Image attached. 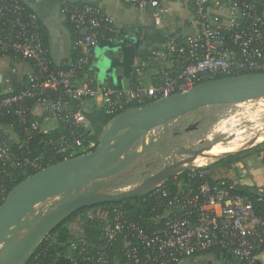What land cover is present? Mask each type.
<instances>
[{
	"label": "built area",
	"instance_id": "1",
	"mask_svg": "<svg viewBox=\"0 0 264 264\" xmlns=\"http://www.w3.org/2000/svg\"><path fill=\"white\" fill-rule=\"evenodd\" d=\"M122 1L151 11L156 25L163 24V0ZM26 3L0 0V57L20 56L31 63L25 89L0 94L2 201L9 193V183L21 175L61 162L60 158L87 154L98 146L96 140L88 138L93 132L84 105L91 100L109 114H120L208 79L264 73V0H191L197 32H169L165 49L155 57L164 65L157 79L150 85L140 82L130 88L99 85L94 78L84 80L95 46L106 34L116 32L99 4L62 7V14L78 31L72 48L79 52L78 58L62 68L51 61L39 14ZM131 104L139 106L128 108ZM39 108H43L42 113ZM53 121L56 127L49 125ZM148 133L147 141L158 139L155 129ZM41 135L48 137L36 144L42 145V151L32 144L30 154H25L29 143ZM184 172L187 175L182 177ZM184 172L142 196L143 201L154 202L155 226L145 227L117 207L102 228L98 247L81 238L70 241L71 249H79L83 264H108L104 250L122 234L126 264H178L214 251L227 254L221 264H256V252L263 244L264 214L257 213L251 197L233 193V184L224 180L211 181L205 167L193 166ZM256 194L261 199L264 187H257ZM58 199L49 198L36 208L46 211ZM90 246L97 249L95 254Z\"/></svg>",
	"mask_w": 264,
	"mask_h": 264
},
{
	"label": "water",
	"instance_id": "2",
	"mask_svg": "<svg viewBox=\"0 0 264 264\" xmlns=\"http://www.w3.org/2000/svg\"><path fill=\"white\" fill-rule=\"evenodd\" d=\"M263 96L264 73H242L208 79L184 92L116 115L92 152L47 166L9 191L0 205V264H25L35 248L79 209L145 196L162 182L192 168L197 158L214 157L207 151L234 137L232 134L196 149L178 148L173 151V162L147 181L116 193L104 192L114 185L107 178L158 150L160 140H146L151 129L204 106L239 104ZM176 155L187 157L178 160ZM53 197L59 199L46 211L36 208Z\"/></svg>",
	"mask_w": 264,
	"mask_h": 264
},
{
	"label": "crops",
	"instance_id": "3",
	"mask_svg": "<svg viewBox=\"0 0 264 264\" xmlns=\"http://www.w3.org/2000/svg\"><path fill=\"white\" fill-rule=\"evenodd\" d=\"M40 17L42 27L47 30L46 42L50 55L57 64L67 61L72 52L73 38L68 21L62 14L65 0H24ZM96 1L113 22L115 34L102 37L94 48V55L85 72V79H95L99 85L130 88L138 83L150 85L164 68L155 61L158 53L165 49V39L169 32L194 34L198 30L191 10V0H163V24L157 26L151 11L124 3L122 0ZM145 63V65H143ZM31 65L26 60H13L10 56L0 57V94L19 88L25 81ZM97 106L96 100L84 105L90 112ZM43 108H39L42 113ZM56 127V123L50 122ZM229 177L235 183L249 187H264V163L259 154L250 155L236 164ZM77 228V227H76ZM73 228V229H76ZM95 236L99 232L93 233ZM59 243L68 245L70 241L56 237ZM71 248V247H70ZM224 251H214L185 258L178 264H221ZM259 264H264L263 249L259 252ZM57 264H74L70 255L59 256Z\"/></svg>",
	"mask_w": 264,
	"mask_h": 264
},
{
	"label": "trees",
	"instance_id": "4",
	"mask_svg": "<svg viewBox=\"0 0 264 264\" xmlns=\"http://www.w3.org/2000/svg\"><path fill=\"white\" fill-rule=\"evenodd\" d=\"M24 1V0H23ZM26 2V1H25ZM87 2H92L98 4L96 1L91 0H65L63 1L62 7L65 5H83ZM29 8L32 7L26 3ZM68 21V20H67ZM69 28L72 33L73 42L78 37V31L74 24L68 21ZM41 30L44 38H47V30L46 28L42 27ZM114 34H106L105 37L113 36ZM47 40V39H46ZM79 56V52L76 49L72 48L71 56L67 61H62L61 63L57 64L53 61L51 57V61L54 65H59L62 68H67V64L70 59H76ZM13 60L23 61L20 56H12ZM27 61V60H26ZM29 62V61H28ZM30 63V62H29ZM31 65V63H30ZM222 77V76H219ZM28 78L26 76L24 83L15 90H24L27 83ZM148 103V102H147ZM29 104H32V101H29ZM145 105V104H144ZM137 104H131L128 108L137 107ZM71 104L69 105V108ZM86 116L88 117L90 124H91V136L88 138L94 139L99 144L100 138L102 136L103 131L107 128V126L111 123L113 118L118 115L119 113L109 114L103 108L94 107L92 111L85 112ZM16 128L20 129V126L16 124ZM61 130V129H60ZM60 130H55L60 131ZM47 139V135H41L36 137L32 143H29L27 149H25V154H30L32 144L38 151H42V145L36 146L37 142L40 139ZM259 154L262 157V161L264 163V140L256 144L255 146L238 151L232 155H228L226 157L221 158L220 160L205 166L206 169L210 170L211 173V181L213 182H222L223 180L226 181L228 184H233V193H240V194H247L251 197L254 202L256 211L258 214H264V195L260 199L259 196L256 194L257 187H249L245 185H241L232 181L229 177V173L235 171L236 164L241 162L244 158ZM63 159L60 158L58 161H62ZM17 175L19 172H14ZM37 172L30 171L27 174L21 175V178H18L12 183H9V191L19 182L23 181L24 179L28 178L29 176L35 174ZM187 172L181 174V176L185 177ZM172 181V178L167 180L169 184ZM142 197H136L132 199H125L121 202H114V203H102L98 205H92L88 207H84L76 211L72 214L63 224L57 227L53 232H51L33 251V253L28 257L25 264H57V259L59 256H67L70 255V258L74 264H83L82 257L83 254L78 250L71 249L68 245H64L59 243L56 237L64 238L68 241L78 242L81 238H85L90 245L97 246L101 241V231L102 228L106 225L107 221L112 217L114 214L115 208L122 207L128 215L133 217L134 219L139 220L145 227H152L155 226V212H152V208L154 206L153 201H143ZM3 203L0 200V205ZM77 227V228H76ZM76 228V229H73ZM99 232L97 236H95L94 232ZM264 237V235H263ZM263 249V244L261 248L256 252V257L258 256L259 252ZM90 252H96L93 247H89ZM126 250V239L123 237L122 234H119L116 239L111 243L109 247L104 250V253L108 257V264H126L127 258L125 254ZM89 256H96L89 253ZM245 262L243 261L242 264ZM227 264V263H224ZM256 264H259L258 258Z\"/></svg>",
	"mask_w": 264,
	"mask_h": 264
},
{
	"label": "rangeland",
	"instance_id": "5",
	"mask_svg": "<svg viewBox=\"0 0 264 264\" xmlns=\"http://www.w3.org/2000/svg\"><path fill=\"white\" fill-rule=\"evenodd\" d=\"M193 126V128H191ZM176 127L179 134L176 136L177 146L185 148H200L215 140L236 134L226 147H238L229 152H217L214 157L207 158L202 164H194L195 167H205L226 157L229 153L251 148L258 144L257 138L264 134V96L239 104H212L201 107L182 115L168 124L155 128V131H171ZM196 127V128H194ZM158 129V130H157ZM154 130V129H151ZM150 130V131H151ZM149 134V133H147ZM264 136V135H263ZM160 136H158L159 138ZM147 138V135H146ZM263 141V140H262ZM168 145V144H167ZM178 148H175L177 150ZM174 150V151H175ZM147 155V156H146ZM146 158L149 154H146ZM174 158V155H172ZM176 158H186L187 155H176ZM167 157V156H166ZM159 158V163L152 167L145 164H135L119 173L113 186L104 189V192L116 193L122 190L136 187L147 181L152 174L163 165L172 163V157ZM156 158V160L158 159ZM107 181V180H106ZM109 182H112L109 180Z\"/></svg>",
	"mask_w": 264,
	"mask_h": 264
},
{
	"label": "flooded vegetation",
	"instance_id": "6",
	"mask_svg": "<svg viewBox=\"0 0 264 264\" xmlns=\"http://www.w3.org/2000/svg\"><path fill=\"white\" fill-rule=\"evenodd\" d=\"M191 128H193V126H191ZM196 128V127H194ZM158 130V129H157ZM179 134L178 131H176V127L171 129V131L169 130V132L167 131H160L159 130V138L157 140H160V144L157 146L158 150L156 152H152L149 154V156L146 158V156L143 157H139L134 163H132L130 166H134L135 164H145L148 167H152L154 165H157L159 163V158H168V157H172V162L174 160L173 158V151L175 150V148H180V146H177V141H176V136ZM168 144V145H167ZM167 154V155H165ZM167 156V157H166ZM156 158H158L156 160ZM178 160L181 158H177ZM159 160V161H158ZM208 159H205L204 161H206ZM166 164V163H165ZM198 164V163H196ZM164 166V165H163ZM128 167L126 169H128ZM119 174L111 176L110 178H107V181H112L115 182V179H118Z\"/></svg>",
	"mask_w": 264,
	"mask_h": 264
},
{
	"label": "bare ground",
	"instance_id": "7",
	"mask_svg": "<svg viewBox=\"0 0 264 264\" xmlns=\"http://www.w3.org/2000/svg\"><path fill=\"white\" fill-rule=\"evenodd\" d=\"M264 135V134H263ZM263 135H261L260 137H258L257 138V142H259V141H262V140H264V136ZM237 135L236 134H234V137H236ZM231 141V140H230ZM229 143V142H228ZM245 143V142H244ZM244 143H243V145H244ZM227 144V143H226ZM226 144H223V143H218V144H215V146H213L209 151H207V154H209V155H214L215 153H217V152H222V153H224V152H229V151H232V150H235V149H237L238 147H243V145H241V146H234V147H226ZM207 158H209V157H199V158H197L196 160H195V162H194V164H196V163H200V164H202L203 162H204V160L205 159H207Z\"/></svg>",
	"mask_w": 264,
	"mask_h": 264
}]
</instances>
